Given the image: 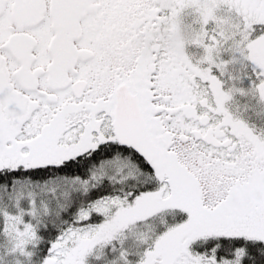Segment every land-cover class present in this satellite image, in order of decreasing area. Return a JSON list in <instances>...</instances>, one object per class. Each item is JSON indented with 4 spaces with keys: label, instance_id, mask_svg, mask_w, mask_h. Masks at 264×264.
I'll use <instances>...</instances> for the list:
<instances>
[{
    "label": "snow or ice",
    "instance_id": "1",
    "mask_svg": "<svg viewBox=\"0 0 264 264\" xmlns=\"http://www.w3.org/2000/svg\"><path fill=\"white\" fill-rule=\"evenodd\" d=\"M0 264H264V0H0Z\"/></svg>",
    "mask_w": 264,
    "mask_h": 264
}]
</instances>
